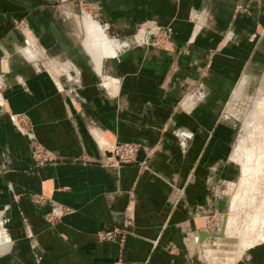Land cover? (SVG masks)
I'll return each mask as SVG.
<instances>
[{
    "label": "crops",
    "instance_id": "1",
    "mask_svg": "<svg viewBox=\"0 0 264 264\" xmlns=\"http://www.w3.org/2000/svg\"><path fill=\"white\" fill-rule=\"evenodd\" d=\"M88 1L98 19L86 15L118 47L99 59L84 45L95 22L63 13L77 12L73 2H45L30 21L27 41L37 38L48 67L0 15V264H264L263 212L252 221L237 209L255 185L243 154L264 119L249 113L229 158L234 131L222 116L243 69L264 65V0ZM143 24L171 25V47L133 41ZM31 140L64 161L33 166ZM115 141L139 143L146 168L75 161L99 160L101 143ZM224 210L221 240L239 243L227 263L207 247L217 235L206 219ZM124 216L122 243L97 241Z\"/></svg>",
    "mask_w": 264,
    "mask_h": 264
},
{
    "label": "rangeland",
    "instance_id": "2",
    "mask_svg": "<svg viewBox=\"0 0 264 264\" xmlns=\"http://www.w3.org/2000/svg\"><path fill=\"white\" fill-rule=\"evenodd\" d=\"M45 2L48 4V6L53 8H58L61 4L66 3H74L75 8L77 9V12L74 13L72 10L65 9L64 14L69 19H79L80 15L81 18L83 17L84 24L87 23H93L95 22V26H90L91 31L86 29V36L84 39V45L86 49H89L87 46H89V43L92 41L89 39V36H92V38L99 39L101 42V47H99V51L103 53V55L108 54L107 50H112L111 46H113V50L116 51L118 48L112 41L111 38H108L104 32L102 31V27L93 20L89 15L92 17L94 16V19H98V17H95V13H97V9L95 6H92V3L88 0H0V15H4L6 19L8 18L11 22V28L16 30L19 35L22 37V44L20 47L27 46L31 51L34 52V60L31 62H37L40 63L41 61L44 63L46 67H48L49 62L51 61L46 60V56L44 53V49L39 47L38 40L35 37V39H32V41H27V33H29L30 36H36L37 31H34L32 27H30V21L34 19V17H38V13L35 11V9L39 5H44ZM44 3V4H43ZM60 8V7H59ZM89 14V15H86ZM31 16L33 18H31ZM94 24V23H93ZM97 24V25H96ZM86 27V26H85ZM152 32V34L149 35V44H145L142 42L143 39V33L142 31ZM156 31V32H155ZM100 34L104 39L100 36ZM101 37V38H100ZM134 37V38H133ZM132 37L133 41L136 43L143 44L145 46H151L156 49H166L171 47L172 45V37H173V30L171 25H159V24H143L141 28L134 34ZM101 48V49H100ZM245 78L243 81L242 88L238 94H236V88L238 86V83L241 79ZM202 87V85H201ZM235 88V89H234ZM234 88L232 90L231 95H228L226 97V100L224 102V106L222 109V116L224 117V125H228L230 128L234 131V137L231 144V149H229V158L232 153L233 147H236L237 140L241 137V139L244 137L243 127L245 123L247 124L249 120H246L247 116L250 113V110L254 106H261L264 107V97L261 99L258 96L260 92L262 95H264V65L263 62L259 64L258 66H252L251 68L243 69L241 74L234 80ZM235 91V92H234ZM193 91L190 93L192 94ZM260 100V101H259ZM11 115L12 120L14 121V124L17 128L22 129L26 132H31V123L28 120V118L22 114V113H8V116ZM252 125V124H249ZM243 135V136H242ZM246 135V134H245ZM261 142H264V136L261 134L255 135L251 140L247 143V151L244 152L243 158H252L253 153H258L255 149L259 147V144ZM259 143V144H258ZM104 145L106 143H103ZM115 145L118 149L113 150V159L112 160H106L107 157H111L112 153L110 151H105L106 149H103L102 147H98L99 153L101 155V159L99 160H93L92 158L88 157L85 154H81L77 157V160L82 164H88L92 162H97L102 167H111V168H117L120 165H127V164H136L138 169H145L146 168V162L145 160L136 161V155L140 148L139 143L133 142V141H123V142H112L107 143L106 145ZM120 147V148H119ZM130 147V149H129ZM127 150V152H126ZM117 151V153H116ZM255 151V152H253ZM253 152V153H252ZM29 159L33 166L35 167H42L49 164H55L57 162L64 161L63 157L56 156L52 154L50 151L46 150L41 144H39L35 140H31L30 143V149H29ZM116 159L119 163L118 166H110L105 164L103 161L106 160L107 163H111ZM250 162V159H249ZM240 167V166H239ZM262 169V168H261ZM260 175V176H259ZM236 177V176H235ZM234 177V179H235ZM255 185L251 189L250 193V200H245L242 202H238L237 209H240V211H245L247 214L249 213V216L252 221H258L255 217V215L259 212H263L264 215V171L261 173H257L255 175ZM245 179V178H244ZM234 181V180H233ZM246 186H241L240 194L242 193V189ZM227 191V188H226ZM250 192V190H249ZM227 195L230 196V191L227 192ZM34 198L36 202L41 200L40 195H34ZM226 208V207H225ZM231 209V208H228ZM226 210V209H225ZM220 213V216H214V218H207L206 224L207 227L210 229V232L216 234V239H214L212 244H208L207 247H211L215 252L217 253L219 259L221 262L227 263L231 259L237 250L236 247L239 244L237 237H227L226 239L221 240L220 233L222 232L223 226L225 224L224 219V213L226 211ZM62 212H67L68 209L65 207H61ZM235 213V212H234ZM44 219L48 223H52L54 221L53 215H45ZM210 220V221H209ZM249 220V221H250ZM263 220V219H262ZM259 218V224L260 226H264V221H262ZM233 221L235 223V216L233 217ZM248 220L244 222V225H247ZM210 222V224L208 223ZM101 231V230H99ZM98 241V240H97ZM99 242H107V241H99ZM122 243V242H120ZM204 256V253H203ZM227 261V262H226ZM216 262V263H221Z\"/></svg>",
    "mask_w": 264,
    "mask_h": 264
},
{
    "label": "bare ground",
    "instance_id": "3",
    "mask_svg": "<svg viewBox=\"0 0 264 264\" xmlns=\"http://www.w3.org/2000/svg\"><path fill=\"white\" fill-rule=\"evenodd\" d=\"M101 38V37H100ZM102 39H104V37L102 38ZM91 51H93L94 52V54H95V56L98 58L99 57V55H98V53L100 52V53H102L101 51H99V47H101V42H100V40L99 39H96V40H92V42L91 43H89V46H87ZM111 48H112V50H109L108 52H113V46H111ZM101 49V48H100ZM99 59V58H98ZM250 113H253V115H258V116H260L261 118H263L264 119V107H261V106H259V107H257V106H255V107H253L252 109H251V111H250ZM254 117V116H253ZM255 119V118H254ZM257 121V120H256ZM250 122V121H249ZM248 129H249V127H248ZM252 129L253 130H256V129H258L259 130V128L257 127V123H256V126H254V127H252ZM261 129H263L262 127H261ZM261 132V134L264 136V129L263 130H261L260 131ZM255 133V132H254ZM254 133H252V135L254 134ZM250 134V133H249ZM252 135H250V136H252ZM248 142V141H247ZM102 144L103 143H101V146H102ZM247 144V143H246ZM259 144V143H258ZM104 145V144H103ZM258 153H253V152H255V151H253L252 153L254 154L253 155V157L252 158H248L247 159V161H245L244 162V171L245 172H247V171H249L250 173H251V176L253 175V176H255L257 173H261L262 171H264V142H261L260 144H259V147H258V149L256 148L255 149ZM249 159H250V162H249ZM262 168V169H261ZM252 176V177H253ZM260 176V175H259ZM245 197V196H244ZM250 200V199H249ZM221 234V233H220ZM207 235H211V236H214V234H211V233H209V234H207ZM206 235V236H207Z\"/></svg>",
    "mask_w": 264,
    "mask_h": 264
},
{
    "label": "built area",
    "instance_id": "4",
    "mask_svg": "<svg viewBox=\"0 0 264 264\" xmlns=\"http://www.w3.org/2000/svg\"><path fill=\"white\" fill-rule=\"evenodd\" d=\"M143 33V39L142 42L145 44H149V35L152 34V32H148L141 30ZM156 32V31H155ZM150 33V34H149ZM103 149H106L105 151H110L112 153L111 157H107L106 160H112L113 159V150L118 149V147L116 148L115 145H103L100 146ZM120 148V147H119ZM130 149V147H129ZM127 152V150H126ZM117 153V151H116ZM105 161H103L105 164L110 165V166H118V161L116 159H114V161H112L111 163H107ZM131 218L129 216H124V219L122 220V228H113V229H108V230H101L98 231L96 233V239L98 241H112L114 239H117L119 242H122L123 238H124V230L123 228L127 225L130 224Z\"/></svg>",
    "mask_w": 264,
    "mask_h": 264
},
{
    "label": "water",
    "instance_id": "5",
    "mask_svg": "<svg viewBox=\"0 0 264 264\" xmlns=\"http://www.w3.org/2000/svg\"><path fill=\"white\" fill-rule=\"evenodd\" d=\"M207 234H209V233H207L206 231L204 232V235L206 236Z\"/></svg>",
    "mask_w": 264,
    "mask_h": 264
}]
</instances>
